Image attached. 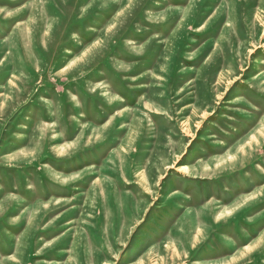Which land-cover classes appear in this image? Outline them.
<instances>
[{"label": "rangeland", "instance_id": "374dc122", "mask_svg": "<svg viewBox=\"0 0 264 264\" xmlns=\"http://www.w3.org/2000/svg\"><path fill=\"white\" fill-rule=\"evenodd\" d=\"M0 264H264V0H0Z\"/></svg>", "mask_w": 264, "mask_h": 264}]
</instances>
